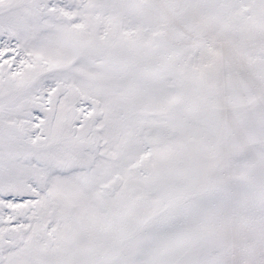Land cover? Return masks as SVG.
<instances>
[{"label":"snow or ice","instance_id":"1","mask_svg":"<svg viewBox=\"0 0 264 264\" xmlns=\"http://www.w3.org/2000/svg\"><path fill=\"white\" fill-rule=\"evenodd\" d=\"M0 264H264V0H0Z\"/></svg>","mask_w":264,"mask_h":264}]
</instances>
